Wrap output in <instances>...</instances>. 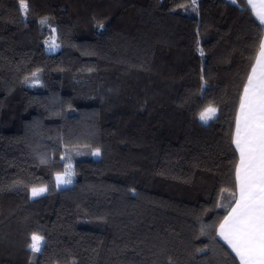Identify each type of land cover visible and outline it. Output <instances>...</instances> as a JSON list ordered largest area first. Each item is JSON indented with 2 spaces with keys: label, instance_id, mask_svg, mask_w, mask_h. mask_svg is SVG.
<instances>
[{
  "label": "trees",
  "instance_id": "trees-1",
  "mask_svg": "<svg viewBox=\"0 0 264 264\" xmlns=\"http://www.w3.org/2000/svg\"><path fill=\"white\" fill-rule=\"evenodd\" d=\"M25 3L0 0V264H240L217 227L264 37L247 0Z\"/></svg>",
  "mask_w": 264,
  "mask_h": 264
},
{
  "label": "snow or ice",
  "instance_id": "snow-or-ice-1",
  "mask_svg": "<svg viewBox=\"0 0 264 264\" xmlns=\"http://www.w3.org/2000/svg\"><path fill=\"white\" fill-rule=\"evenodd\" d=\"M249 4L253 9L257 7L254 0H249ZM259 7L264 9V2ZM20 10L27 15L25 0H20ZM260 18L264 23V14ZM52 46L58 45L53 42ZM261 58L264 67V44H261ZM255 74L256 68H253L236 117L233 142L240 153V162L236 167L239 196L218 229V235L236 254L240 264H264V71L259 76ZM215 113L216 109L209 106L200 113L199 119L207 122ZM94 155H99V151ZM65 175H70V172L66 171ZM56 181L58 185L71 182L60 175L56 176ZM44 191L45 188H33L32 196L36 197ZM41 240L42 237L36 234L32 236L30 248L33 252L41 250Z\"/></svg>",
  "mask_w": 264,
  "mask_h": 264
},
{
  "label": "rangeland",
  "instance_id": "rangeland-1",
  "mask_svg": "<svg viewBox=\"0 0 264 264\" xmlns=\"http://www.w3.org/2000/svg\"><path fill=\"white\" fill-rule=\"evenodd\" d=\"M195 1V0H194ZM249 1V0H248ZM262 2H264V0H254V3L256 4V8H255V10L256 9H258V12L257 13H255V14H257V16L259 17L260 16V14H262V12L264 11V9H261L260 7H259V5L262 3ZM42 21V20H41ZM43 21H46L45 23H41V25H43L44 26V28L46 29V38H45V48H46V52H53L54 50H57L58 49V47H59V44H58V41H57V39H56V37H55V33L53 32V27H52V25H51V23H50V21L49 20H43ZM264 40V39H263ZM53 42L56 44V45H58L57 47H53L52 46V44H53ZM256 62V61H255ZM260 63H261V60H259V65H260ZM258 66V62H257V64L255 65V68ZM252 70V69H251ZM250 73H251V71H250ZM252 75V74H251ZM249 77V76H248ZM38 83V79H37V75L36 74H34L33 76H32V80L30 81V86H34V85H36ZM207 107H209V106H207ZM206 107V108H207ZM212 107V106H211ZM205 108V109H206ZM204 109V110H205ZM203 110V111H204ZM239 110V109H238ZM240 111V110H239ZM216 114V113H215ZM238 114V113H237ZM202 122H204V121H202ZM204 123H206V122H204ZM235 136H236V128H235ZM97 151H99L98 149H93L92 150V152H91V156L92 157H94V158H97V157H99V155H100V152H99V155H94V153L95 152H97ZM63 158V154L62 153H55V154H53V160L55 161V162H58V161H61V160H63L62 159ZM66 171H69L70 172V175H65V173H66ZM57 175H60L63 179H67V180H70L71 182L70 183H61V185H69V184H71L72 183V181H73V176H74V174H73V166H72V163L69 161V162H67L66 163V166H64V169H63V171H61V172H58V173H56V176ZM57 183V182H56ZM60 185V184H59ZM33 188H37V189H39V188H45L46 189V187L45 186H34V187H32V188H30V191H29V193H30V197H33L32 196V189ZM45 192V191H44ZM43 192V193H44ZM42 193V194H43ZM41 195V194H40ZM40 244H42V240L40 241Z\"/></svg>",
  "mask_w": 264,
  "mask_h": 264
},
{
  "label": "crops",
  "instance_id": "crops-1",
  "mask_svg": "<svg viewBox=\"0 0 264 264\" xmlns=\"http://www.w3.org/2000/svg\"><path fill=\"white\" fill-rule=\"evenodd\" d=\"M247 2H248V4H249V1L247 0ZM250 5V4H249ZM250 7H251V9L253 10V12H254V14L255 13H257L258 12V9H253V7L250 5ZM262 14H264V11L262 12ZM255 16H256V18L261 22V18H260V16H261V14H260V16L258 17L257 16V14H255ZM263 25H264V23H262ZM263 39H264V37H263ZM261 44H264V40H262V43ZM262 58H261V47H260V51H259V53H258V55H257V58H256V62H255V64H254V66L252 67V70H251V73L249 74V76L252 74L253 75V68H255V65L257 64V62H258V66L256 67V76H259V74H260V72L261 71H264V67H262V64L260 63V65H259V60H261ZM248 84V79H247V82H246V85ZM245 85V86H246ZM244 95V90H243V93H242V96ZM239 110H240V107H239ZM239 110H238V112H239ZM235 128H236V125H235ZM234 138H235V131H234ZM235 144V143H234ZM236 146V145H235ZM237 149V148H236ZM238 151V150H237ZM238 155H239V160H238V163H237V165L239 164V162H240V153H239V151H238ZM57 182V181H56ZM57 184V183H56ZM69 185H71V184H69ZM68 185V186H69ZM65 186H67V185H58L57 184V187L58 188H60V187H65ZM236 188H237V186H236ZM236 198H238V196H239V192H238V189L236 190ZM234 206V205H233ZM231 210H232V208H231ZM231 210L229 211V212H231ZM229 214V213H228ZM227 214V215H228ZM226 215V216H227ZM224 220V219H223ZM222 220V221H223ZM221 221V222H222ZM220 222V223H221ZM220 223H219V225H220ZM219 225H218V227H217V236H218V238L231 250V252L236 256V254L232 251V249L228 246V244L218 235V229H219ZM236 258L238 259V261H239V263H240V260H239V258L236 256Z\"/></svg>",
  "mask_w": 264,
  "mask_h": 264
}]
</instances>
